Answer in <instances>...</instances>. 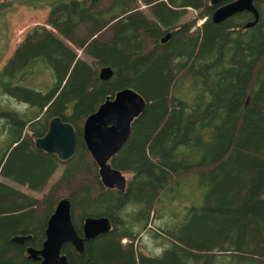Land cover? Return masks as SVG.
Instances as JSON below:
<instances>
[{
	"label": "trees",
	"instance_id": "obj_1",
	"mask_svg": "<svg viewBox=\"0 0 264 264\" xmlns=\"http://www.w3.org/2000/svg\"><path fill=\"white\" fill-rule=\"evenodd\" d=\"M14 4L48 13L0 69V96L25 107L0 106V264H40L26 250L41 249L61 199L80 236L86 218L111 225L81 254L63 245L67 264H264V0L254 1L251 28L247 12L213 23L209 0H0V16ZM187 9L197 16L180 24ZM38 66L52 73L45 93L23 86ZM105 67L113 76L101 81ZM126 88L146 106L110 162L129 175L118 191L101 184L82 127ZM54 117L76 135L65 162L34 148ZM192 175L207 189L202 205L160 233L148 229L171 184ZM142 232L168 246L157 256L138 253ZM15 236L31 240L18 245Z\"/></svg>",
	"mask_w": 264,
	"mask_h": 264
},
{
	"label": "water",
	"instance_id": "obj_2",
	"mask_svg": "<svg viewBox=\"0 0 264 264\" xmlns=\"http://www.w3.org/2000/svg\"><path fill=\"white\" fill-rule=\"evenodd\" d=\"M209 0V5L215 7L211 21L220 24L227 19L247 12L253 16V21L246 28L254 27L259 14L254 6L255 0ZM169 35L164 37V43ZM99 79L107 81L113 76L112 69L105 67L99 71ZM146 106L145 100L136 91L126 88L118 91L114 97L105 100L95 112L90 114L82 127V140L97 166L101 184L107 189L124 191L126 178L114 169L111 159L124 147L131 133L132 122L139 117ZM34 148L38 151L56 156L58 161H68L76 152V135L71 124L60 118L50 119L46 133L34 139ZM111 225L106 218H86L82 224L80 236L72 223L71 206L68 199H61L54 212L49 217L44 231L45 240L39 250L27 248V257L40 264H67V258L61 253L65 244L81 254L84 242L106 235ZM31 236H15L12 243L24 245ZM92 264V263H90Z\"/></svg>",
	"mask_w": 264,
	"mask_h": 264
},
{
	"label": "rangeland",
	"instance_id": "obj_3",
	"mask_svg": "<svg viewBox=\"0 0 264 264\" xmlns=\"http://www.w3.org/2000/svg\"><path fill=\"white\" fill-rule=\"evenodd\" d=\"M144 8L145 7L142 6V9ZM47 13V8L32 9L14 4L12 5V10L7 12L3 17L0 16V69L5 65L15 48L20 42H22L25 35L31 29L38 25L44 26ZM197 13L198 12L193 9H187L180 24L192 21L197 16ZM203 21L204 19L199 20L196 23L195 28L199 27ZM78 55L81 54L78 52ZM81 57L87 60L84 56L81 55ZM41 66L37 67L34 75L24 82L23 86L45 93L53 85V78L51 70ZM0 106L18 111L25 108L24 105L19 104L12 99H8L5 96H0ZM62 169V166L57 169L52 180L58 177ZM124 176L126 180L129 177L128 174H124ZM7 183L15 189L29 193L28 189L24 186L11 182ZM206 191L207 189L199 183L197 175L175 180L170 186L169 193H164L160 205H156V210L150 216V222L147 228L153 232L160 233L158 227H164V225H169L175 221L185 220L186 209L191 206L200 207L203 203V195L206 194ZM174 214L176 215L175 217ZM128 243L129 242L126 240H122L123 245H127ZM167 246V240L163 238L154 239L151 233L147 234L142 232L136 237L133 248L138 253L146 256H157L160 255L163 249Z\"/></svg>",
	"mask_w": 264,
	"mask_h": 264
}]
</instances>
